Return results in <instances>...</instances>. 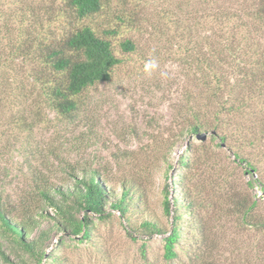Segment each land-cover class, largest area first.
<instances>
[{
	"label": "rangeland",
	"instance_id": "374dc122",
	"mask_svg": "<svg viewBox=\"0 0 264 264\" xmlns=\"http://www.w3.org/2000/svg\"><path fill=\"white\" fill-rule=\"evenodd\" d=\"M24 3L27 7H24L21 21L7 15L12 14L13 5L0 4L7 15L8 27L4 29L11 31L9 39L2 35L1 25L5 22L2 16L0 48L5 49V54L0 58V203L14 206L22 191H30L31 180L35 177L47 179L52 184L63 182L65 163L85 165L106 177L105 189H111L117 197L121 192V181L132 184L134 197L138 199L137 205L131 207L135 213L130 218L135 223L148 219L160 227H170L172 198L176 193L172 183L181 185L185 181L193 194L221 205L216 204L213 211L208 207L202 211L207 218L210 238L219 241L218 253L224 248L221 236H225L224 242L230 237L239 241L248 238L246 234L235 236L230 224V229L221 232V225L226 224L223 209L226 200L220 196L228 185L246 190L264 212V160L261 156L264 138L253 139L254 146L245 140L231 141L219 147L218 136L212 138L208 133L202 138V132H181L177 107L184 101L185 89L192 90L193 76L192 71L185 75L186 70L177 59L178 54L191 56L200 51L208 29H214L215 25L204 22L209 9L252 5L253 0H103L100 12L79 23L91 26L98 35L115 29L114 34L105 36L122 62L108 81L83 92L79 109L70 120L57 117L43 106H40V114L33 116L26 67H21L20 58L14 59L11 50L16 43L13 39L21 41L27 35L37 37L45 27H50L53 32L56 21L48 22L47 19L62 0H25ZM171 7L182 9V33L171 28ZM39 20L41 26L37 24ZM171 32L176 35L173 40ZM125 39L133 42V51L122 50L120 43ZM153 49L159 67L145 73L143 65ZM190 49L192 51L188 52ZM15 68L19 70L17 79L13 78ZM161 71H167L169 78H161ZM254 108L256 106L221 115L223 119L234 118L246 128L247 118L253 116L250 112L258 111ZM237 154L244 161L240 162ZM183 158L188 167L182 165ZM247 162L255 164L258 170L249 172ZM255 178L261 184L253 182L250 188L248 183ZM166 187L171 201L169 215L162 210ZM108 211L103 219L89 216L94 224L89 242L51 232L45 252L58 258L53 264L185 263V250L177 249V259L167 261L163 258L164 235L133 231L117 212ZM184 221L189 218L185 216ZM45 225L44 222L41 226L44 228ZM31 235L34 237L36 233ZM183 235L186 237L184 249L188 250L197 232L193 231L194 236L188 232ZM143 242L146 244L145 256H141L140 251ZM0 249L6 256L4 258L0 252V264L19 263V258L30 261L28 255L12 248L1 233ZM47 257L40 264L47 262Z\"/></svg>",
	"mask_w": 264,
	"mask_h": 264
},
{
	"label": "trees",
	"instance_id": "16d2710c",
	"mask_svg": "<svg viewBox=\"0 0 264 264\" xmlns=\"http://www.w3.org/2000/svg\"><path fill=\"white\" fill-rule=\"evenodd\" d=\"M2 2L13 5L12 14L7 15L21 21L25 0H0V4ZM102 8L103 0H62L61 5L55 8L57 10L52 11L55 13H49L51 17L47 19L48 22L56 21L53 32L50 27H45L37 37L27 35L21 41L13 39L16 42L11 48L14 59L20 58L21 67H26L30 80L28 95L34 107V117L40 114V106H43L63 120L72 119L79 109L83 92L108 81L113 70L122 62L106 37L114 34L115 29L105 30L106 36L98 35L91 26L79 23ZM180 12L181 7H171V28L182 33ZM7 15L0 8V18H5L1 25L2 35L9 39L11 31L4 29L8 27ZM206 18V25H215L214 29H208L200 51L191 56L183 54L184 57L178 54L177 60L182 62L185 75L192 71L193 76L192 90L185 89L184 101L177 107L180 130L210 133L212 138L218 136L219 147L231 141L245 140L254 146L253 139L264 138V0H253L252 5L234 8L209 9ZM41 22L39 20L37 24L41 26ZM175 37V33L171 32V40ZM120 46L126 52L135 48L130 39L122 41ZM4 51H0V58L4 56ZM12 72L13 78L17 79L19 70L15 68ZM24 90L22 88L23 96L26 95ZM253 106L258 111L250 112L253 116L247 118L246 128L234 118H222L223 113L242 112ZM225 126L226 130L222 131ZM261 156L264 160V151ZM238 158L240 162L244 161L240 155ZM247 164L249 172L258 170L255 164ZM182 165L188 167L184 158ZM65 166L63 182L52 184L47 179L35 177L31 180L30 191H22L14 206L0 203L1 237L30 259L28 263L19 258V263L15 264H40L48 255L50 257L44 264H53L58 258L45 252V243L51 232L57 231L64 236L89 242L94 227L89 216L103 219L109 214L108 210L117 212L133 231L164 235L163 258L167 261L177 259L179 249L186 251L187 259L183 264H264V212L246 190L240 191L231 185L223 188L220 198L226 200L223 207L226 224L221 225V232L230 229V224L235 236L246 234L248 238L239 241L230 237L224 242L225 236H221L224 248L218 253L219 241L210 238L207 218L202 211L207 207L213 211L219 203L213 200L210 203L197 193L193 194L185 181L181 185L172 183L176 193L172 198L170 227L167 228L148 219L139 223L131 221L130 217L135 213V210L132 213L131 207L138 202L131 183L121 181V192L117 197L111 189H105L108 179L100 176L97 169L70 163H65ZM256 181L260 183L255 178L248 183L249 187L252 188ZM168 196L166 187L162 201L165 215L171 212ZM185 216L189 221H184ZM44 222L46 225L43 228ZM193 231L197 235L192 237L193 244L186 250L183 234L188 232L194 236ZM35 233L33 237L31 234ZM145 246L144 242L140 245L141 256H145ZM0 252L6 258L1 249Z\"/></svg>",
	"mask_w": 264,
	"mask_h": 264
},
{
	"label": "clouds",
	"instance_id": "9594fccd",
	"mask_svg": "<svg viewBox=\"0 0 264 264\" xmlns=\"http://www.w3.org/2000/svg\"><path fill=\"white\" fill-rule=\"evenodd\" d=\"M155 52L156 50L153 49L152 52L149 54V59H147L143 65V71L145 73H151L159 67L158 58L156 57ZM159 75L161 76V78H169V73L167 71H161Z\"/></svg>",
	"mask_w": 264,
	"mask_h": 264
},
{
	"label": "water",
	"instance_id": "95a60500",
	"mask_svg": "<svg viewBox=\"0 0 264 264\" xmlns=\"http://www.w3.org/2000/svg\"><path fill=\"white\" fill-rule=\"evenodd\" d=\"M207 133H202L201 137L204 138Z\"/></svg>",
	"mask_w": 264,
	"mask_h": 264
}]
</instances>
